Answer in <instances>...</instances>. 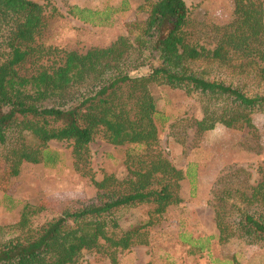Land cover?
<instances>
[{
    "label": "trees",
    "instance_id": "16d2710c",
    "mask_svg": "<svg viewBox=\"0 0 264 264\" xmlns=\"http://www.w3.org/2000/svg\"><path fill=\"white\" fill-rule=\"evenodd\" d=\"M231 3L232 19L215 25L191 21L184 0H140L144 20L126 22L109 46L81 53L46 44L45 4L0 0V190L6 194L24 163L57 164L50 141L70 143L73 169L82 175L97 136L141 147L126 153L122 178L90 175L91 199L43 221L47 203L25 204L14 224L0 227V264H76L84 251L116 264L124 250L148 243L147 229L181 202L184 179L158 148L152 86L199 98L196 135L216 124L253 127L252 115L264 113V6L262 0ZM112 11L73 7L71 15L102 25ZM232 170L218 178L216 240L264 248V174L250 184V172ZM231 177H239L234 186L226 181ZM140 205L149 207L147 220L121 227L118 211Z\"/></svg>",
    "mask_w": 264,
    "mask_h": 264
},
{
    "label": "rangeland",
    "instance_id": "374dc122",
    "mask_svg": "<svg viewBox=\"0 0 264 264\" xmlns=\"http://www.w3.org/2000/svg\"><path fill=\"white\" fill-rule=\"evenodd\" d=\"M35 1L45 4L48 15L46 44L81 53L91 47L109 46L124 34L126 22L146 17L144 12H137L140 0ZM184 1L188 18L193 22L208 20L224 25L232 19L231 0ZM73 7L114 11L107 23L97 25L72 16ZM151 90L157 106L154 121L158 148L184 174L179 183L181 202L167 207L158 222L147 229V244L124 250L117 255L116 264H264L262 247L247 245L242 239L219 243L214 218L219 204L217 192L223 188L220 176L231 175L233 168L242 167L251 173L249 183L252 184L264 174V113L252 115L253 127L228 128L216 124L196 135L192 123L201 118L199 98L164 86H152ZM174 132L180 133L179 137ZM47 146L59 153L60 161L54 166L21 165L19 174L9 180L6 194L0 190V227L14 224L25 204L47 203L49 209L38 218L43 221L76 200L93 198L95 187L89 180L90 175L97 181L108 174L122 178L126 153L129 149L141 148L114 146L97 136L88 146L87 171L82 175L73 169L69 142L50 141ZM238 178L226 181L234 186ZM148 210L145 205L119 210L121 227L130 228L146 221ZM76 264L112 263L108 257L84 251Z\"/></svg>",
    "mask_w": 264,
    "mask_h": 264
}]
</instances>
